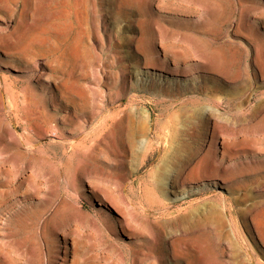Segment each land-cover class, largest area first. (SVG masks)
Instances as JSON below:
<instances>
[{
  "label": "rangeland",
  "instance_id": "374dc122",
  "mask_svg": "<svg viewBox=\"0 0 264 264\" xmlns=\"http://www.w3.org/2000/svg\"><path fill=\"white\" fill-rule=\"evenodd\" d=\"M261 74L264 0H0V145L12 130L21 150L27 141L41 152L69 149L105 120L95 143L112 152L92 167L99 189L148 216L146 230L127 236L120 214L85 183L76 206L104 237L82 227L90 234L74 264H264ZM22 80L44 97L62 92L68 103L51 110L58 118L76 110L63 134L15 124ZM32 167L20 171L45 170ZM19 197L0 211V257L24 243L43 202ZM29 254L18 264H36Z\"/></svg>",
  "mask_w": 264,
  "mask_h": 264
},
{
  "label": "bare ground",
  "instance_id": "6f19581e",
  "mask_svg": "<svg viewBox=\"0 0 264 264\" xmlns=\"http://www.w3.org/2000/svg\"><path fill=\"white\" fill-rule=\"evenodd\" d=\"M263 75L260 76L263 77ZM22 83L20 85L23 97L21 113H19L18 103L13 105L15 124L23 128L37 127L40 130L39 135L54 134L58 136L63 134L61 125H64L66 120L74 118L76 110L65 109V113L61 117L62 121L51 112V110H59L58 101L63 100L68 103V100L63 99L62 92L59 91L60 95L56 93L44 97L30 85L29 80H22ZM54 85L58 89L57 84L54 83ZM263 94V91L259 93L256 99L257 103H263ZM226 103L230 108L236 111L240 110L241 104L236 102L233 97L227 98ZM218 106L219 102L215 101L212 107ZM63 108L68 107L63 106ZM217 116L220 115L217 114ZM104 122L96 123L90 134H85L77 141L71 142L69 149L61 145L62 147L49 149L47 152L36 149L30 141L26 142L27 146L24 150L19 149L21 139L12 130L8 131V135L3 139L5 144L0 145V211L1 209L14 210L15 206L20 203L19 196L25 198L28 194L32 196L40 194L43 196V202L40 203L39 214L32 221L29 235L26 234L23 237L24 243L12 247V257L8 255L7 258L0 257V264H18L20 259H27V256L30 255L29 252L32 253L36 264H74L75 248L84 237V233H89L84 232L82 227H93L100 236L104 237V229L99 227L97 221L94 218L85 217L84 213H81L76 206L74 194L78 193L85 183L92 189L102 192L103 198L93 193L94 200L98 204H103L104 199L120 214L121 218L117 222L122 233L130 237L146 230L149 225L148 216L143 213L141 216L135 215L130 209L129 201L122 193L114 194L111 189L104 191L101 190V187L99 189L102 177L92 167L101 157L105 161H110L112 152L110 146L106 145V141H104V146L95 143L98 131L103 130L106 124ZM212 136V143H214L220 135L213 133ZM11 140L13 144H9ZM19 158L24 162L15 169L11 168L10 164L18 162ZM32 164H42L45 170L36 177H34L35 175L25 176L26 169L20 170L29 167L33 170ZM114 224L115 222L110 220L112 227ZM59 235L61 238L57 239ZM135 255L138 259H143L146 256L142 249H137ZM221 264L235 263L223 261Z\"/></svg>",
  "mask_w": 264,
  "mask_h": 264
}]
</instances>
